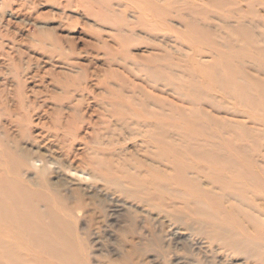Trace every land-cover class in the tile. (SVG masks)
<instances>
[{
  "label": "bare ground",
  "instance_id": "bare-ground-1",
  "mask_svg": "<svg viewBox=\"0 0 264 264\" xmlns=\"http://www.w3.org/2000/svg\"><path fill=\"white\" fill-rule=\"evenodd\" d=\"M138 12L167 39L150 55L120 34L92 66L51 29L25 77L0 29V264H92L88 224L105 209L128 236L153 218L177 244L264 264V0H139ZM141 242L116 264H138Z\"/></svg>",
  "mask_w": 264,
  "mask_h": 264
},
{
  "label": "rangeland",
  "instance_id": "rangeland-1",
  "mask_svg": "<svg viewBox=\"0 0 264 264\" xmlns=\"http://www.w3.org/2000/svg\"><path fill=\"white\" fill-rule=\"evenodd\" d=\"M138 11L139 0H0V29L6 35L3 40L5 48L13 46L10 51L14 62H24L29 66L28 70L23 71L24 74H20L25 77L27 73L30 75L41 70V62L35 60L39 55L36 44L44 38L45 31L51 29L57 30L65 40L75 41L78 51H86L84 55L92 59V66L94 63L102 66L105 60H109L110 56L103 46L108 43L117 47L120 34L131 35V39L124 42L123 46L130 49L133 55H150L156 51L153 47L167 39L161 30L156 35L150 29L140 26ZM212 20L214 25L221 23L217 15L212 16ZM171 23L178 25L177 20ZM125 57L119 68L125 71L126 76H130V70L124 68L129 66L131 57ZM7 61L4 60L3 70L9 68ZM49 78L50 75H45L41 85L36 88L42 89ZM30 80L26 81L29 89L32 85ZM40 95L36 96L39 103L42 102ZM126 214L127 211L118 217L120 221L128 219ZM136 222L134 232L129 233V236L119 229V224L116 225L106 209L100 219L91 222V225L84 222V225L88 224L86 238L91 263H118L124 256L127 241L135 237L142 240L138 245V264H230L215 253L197 248L189 242L177 244V239L169 231H164L156 219L137 218ZM146 222L150 223L153 231L156 230L155 233L160 237L159 243L148 244L151 236L148 235L149 224Z\"/></svg>",
  "mask_w": 264,
  "mask_h": 264
}]
</instances>
